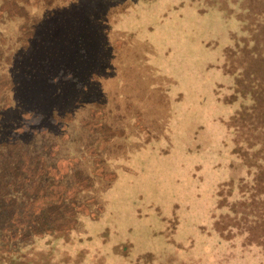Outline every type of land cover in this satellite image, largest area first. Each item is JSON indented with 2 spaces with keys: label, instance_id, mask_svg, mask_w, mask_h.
<instances>
[{
  "label": "rangeland",
  "instance_id": "1",
  "mask_svg": "<svg viewBox=\"0 0 264 264\" xmlns=\"http://www.w3.org/2000/svg\"><path fill=\"white\" fill-rule=\"evenodd\" d=\"M24 1L16 2L23 11L17 16L0 15V54L14 58L0 63V76H22L28 66L33 80L8 92L0 148L24 114L39 113L35 133L21 134L17 143L47 167L73 160L61 181L65 192L74 190L76 173L89 179V188L76 191L73 201L88 208L76 214L72 229L82 239L78 248L88 251L82 264H134L145 254L155 256L152 264L172 258L264 264V256L242 253L239 238L224 239L215 229V189L231 179L227 123L237 106L226 101L234 79L221 68L228 32L236 27L224 18L231 8L227 0H221L225 7L191 0ZM239 7V19L253 24L252 49L259 53L248 71L264 77V0H243ZM21 28L33 33L28 54L19 50ZM61 70L81 86L60 78ZM99 108L108 137L98 150V127L90 131L84 123L93 122L91 111ZM52 180L43 174L40 184L46 188ZM24 181L17 193L8 190V198L0 199V239L10 228L8 201L21 208L16 221L28 239L0 249L27 257L17 264H33V250L45 245L28 229L35 219L49 220L33 216L36 204L22 209L21 189L33 188V179ZM55 255L57 264L69 260L65 253Z\"/></svg>",
  "mask_w": 264,
  "mask_h": 264
},
{
  "label": "trees",
  "instance_id": "2",
  "mask_svg": "<svg viewBox=\"0 0 264 264\" xmlns=\"http://www.w3.org/2000/svg\"><path fill=\"white\" fill-rule=\"evenodd\" d=\"M19 1L24 0H4L3 5L0 7V15L4 11L11 18L22 13V8L17 5ZM191 1H204L210 6L219 5L222 7H225L226 3L230 4L231 8L229 9L227 6V13H224V18L230 19L236 24L235 29L228 32L229 42L222 52V71L225 75L234 79L232 86L228 87L229 95L226 101L228 104L237 103V106L227 123L232 145V161L229 167L231 179L223 185H217L215 189V207L219 210L215 229L222 238L225 237L224 239L239 238L242 246L240 249L243 254L255 255L258 253L264 256V77H260L254 71H248L252 61L257 62L259 59L258 49H252L255 46V40L251 32L253 24L238 17L241 10L239 6L243 0H227L226 3L221 2V0ZM223 1L225 2V0ZM27 3H33V0H28ZM40 24H43V22ZM23 30L25 29L21 28L18 37L19 50L22 49L24 54H28L33 51L28 41L33 33H26ZM35 37H38V35L35 34ZM2 43H4V40L0 37V44ZM261 54L264 56V53L261 52ZM15 58L20 59L21 56L18 55ZM10 59L14 58L0 54V63H9ZM27 68L22 76L13 78L0 76V130L9 108L8 92L23 81L33 80V68L28 66ZM59 77L73 81L78 88L81 86L78 79L69 72L61 70ZM97 99V97L93 98L95 107L100 106ZM30 115L33 117V122L29 118ZM91 115L94 121L91 123L87 121L84 126L90 131H95L94 126L98 127L97 134L99 137L95 148L99 150L107 144L108 134L102 133L106 132L107 129L100 128V122L103 119L100 108L98 112L91 111ZM42 119L43 117L39 113L28 112L24 114L21 124L12 129L4 146L0 148V199L8 198V190L9 193L12 192L10 191L12 189L16 192L18 190L16 188L17 183L22 180H25V183L29 179H33V188L30 191L27 192L26 189H21L24 196L19 200L22 201V209L24 206L29 208L36 204V211L33 212V216L49 220L47 223L41 224L40 221L35 219L33 220V227L28 229L33 238L42 240L45 245L42 251L33 250V264H57L53 260V254L55 255L57 252L56 247L61 249L57 254L65 253L69 258L68 262L60 260L59 263L82 264L88 251L78 248V243L82 239L76 240L72 236V229L76 223V214L80 211L87 213L88 208L85 204L76 206L73 201L76 191L89 188V179L76 173L74 190L65 192L61 181L63 176L72 169L73 160H58L59 163L56 168L47 167L42 158H32L17 143V139L21 134H34L33 127L40 124ZM51 122L62 127L54 117ZM55 150V146H52L49 152L53 154ZM90 154L93 155L92 151ZM99 170L100 168L97 166L96 171ZM8 174L10 177H8ZM43 174L53 179L49 185L44 183L48 185L46 188H43L40 184ZM218 191L219 194H217ZM234 194H236V197L232 198ZM13 202L8 201L11 205L9 207V210H11L10 228L4 230L5 234L0 239L1 245L2 243L6 245L9 242L14 243L15 241H26L28 239L25 231L16 221V214L21 208L18 209V205ZM221 213L223 215H220ZM54 216H60L56 218V222L52 221ZM215 216V213L212 214V217ZM173 221L176 223L174 217ZM202 228L199 227L200 231L203 232L205 229ZM174 230L175 228L171 227V233ZM232 230L236 232L234 236L231 235ZM45 238H47L46 242L44 241ZM86 239H89V237H86ZM125 247L128 248L127 245ZM22 259L28 260L25 255L19 256L10 249L7 251L0 249V264H17ZM153 259H155L154 255L145 254L134 264H152ZM167 264L199 263L198 261L178 262L177 258H172Z\"/></svg>",
  "mask_w": 264,
  "mask_h": 264
}]
</instances>
